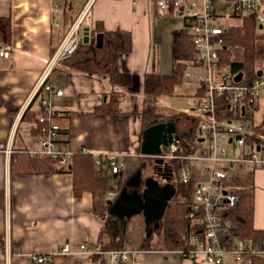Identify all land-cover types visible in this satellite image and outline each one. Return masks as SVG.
Returning a JSON list of instances; mask_svg holds the SVG:
<instances>
[{"label":"crops","instance_id":"crops-1","mask_svg":"<svg viewBox=\"0 0 264 264\" xmlns=\"http://www.w3.org/2000/svg\"><path fill=\"white\" fill-rule=\"evenodd\" d=\"M226 8L223 1H218L220 11ZM223 15L227 24L233 17L242 18ZM81 16L80 35L85 41L97 21L109 30L132 32L133 49L120 56L119 68L132 73L134 83L124 86L108 75L55 65L47 81L64 90L63 95L51 98L61 124L60 146L74 153L89 152L95 158L108 154L124 161L129 155H143L145 75L171 71L173 30L187 24L181 11L174 8L161 15L156 0H59L58 5L56 0H0V18L11 22L10 40L0 35V50L10 51L9 56L0 55V145L12 140L17 150L12 154L0 150V192L4 197L0 246L5 248L0 253V264H38L30 260V253L51 255V260L43 264H92L88 254L63 253L61 249L69 244L77 251L82 243L93 251L100 248L104 221L93 211L92 193L74 194L73 175L68 171L71 165L57 161L63 170H49L45 158L21 151L41 145L37 111L43 107L41 97L48 94H33L50 57ZM198 86L199 83L194 94ZM114 91L122 93L118 110H106L113 108L109 96ZM162 96L156 97L155 102ZM191 106L192 102L181 111ZM118 174L122 175L123 170ZM258 175L264 177V168L255 171V183ZM117 193L113 190L109 195L113 198ZM255 225L264 228V216L256 210ZM143 244L147 246L141 247ZM127 246L139 252L140 264H212L202 254L196 259L185 258L176 250L165 249L162 244L156 246L142 237L129 241L127 238Z\"/></svg>","mask_w":264,"mask_h":264},{"label":"built area","instance_id":"built-area-1","mask_svg":"<svg viewBox=\"0 0 264 264\" xmlns=\"http://www.w3.org/2000/svg\"><path fill=\"white\" fill-rule=\"evenodd\" d=\"M218 1L156 0L161 15L174 8L186 18L187 30L198 52L197 63L192 66L199 68L196 73L187 70L184 75L187 79L194 75L199 77L192 106L186 110L198 124L195 150L184 152L182 139L176 133L173 142L163 146L157 157L165 162L179 160L182 163L179 181L188 186V194L184 196L189 202L188 217L198 229L185 233L182 238L189 244L176 251L190 259H196L202 254L212 264H252L251 254L264 255V245L256 246L251 239L239 238L229 244L224 238L233 226L228 212L239 198L231 180L236 175L244 176L245 171L264 168V59L262 63L256 64L257 77L253 81L244 80V75L237 80L238 73L233 72L230 63L236 59L235 55L225 63L220 54L223 47L220 36L232 24L223 20L225 15L218 9ZM221 1L228 7L230 16L241 12L243 18V15L257 12L258 21H263L259 11L264 8V0ZM56 4H59V0H56ZM82 20L81 16L72 23L64 40L50 57L47 69L33 94L37 97L41 92H46L48 96L41 97L45 111L37 115L39 125L42 126L41 145L39 148L21 150L32 157L48 156L65 164L72 161L74 152L60 146L59 114L51 102L52 96L63 95L64 90L56 88L47 79L52 68L72 54L82 40ZM9 54L8 50H0V55ZM222 99L228 100V117L218 113L219 101ZM0 150L7 154L17 151L12 140L2 143ZM103 163H107L116 174L121 173L125 167L123 159L116 160L108 154L96 158L98 166ZM4 251L5 248L0 246V253ZM61 251L89 256L94 252L85 243L80 244L77 251H73L69 244L64 245ZM107 256V264H140L139 252L135 249H114L108 251ZM28 257L38 264L52 258L51 255L39 253H30Z\"/></svg>","mask_w":264,"mask_h":264},{"label":"trees","instance_id":"trees-1","mask_svg":"<svg viewBox=\"0 0 264 264\" xmlns=\"http://www.w3.org/2000/svg\"><path fill=\"white\" fill-rule=\"evenodd\" d=\"M242 16L241 12L233 13ZM262 26V27H261ZM185 27L174 29L172 33V59L173 67L168 73L148 72L144 78V92L146 94L145 106L142 111V138L143 132L149 126L173 121L176 125V133L182 139L184 152H193L196 146L198 124L196 119L186 111H178L165 114L159 111L155 98L172 94L175 87L184 80L188 68L197 63L198 52L193 38ZM264 25L258 21L257 12L243 15L242 25H232L226 28L220 36L223 47L220 54L225 63L231 60L233 51L241 53V57L231 60L233 72H242L244 80L253 81L257 77L256 61L264 57ZM103 35L102 46L98 45V35ZM0 35L8 41L11 37V22L9 18H0ZM133 49V36L130 30H109L102 21H97L90 30L89 41L81 40L76 50L60 62L61 67L67 70H77L89 73L108 75L115 83L132 86L134 76L130 72L121 71L119 58L121 55L131 52ZM262 56V57H261ZM122 96L119 91H114L109 96V104L113 106L111 111H117V103ZM40 107L37 113L44 112ZM34 115L36 114L35 112ZM219 115L228 117V100L219 101ZM44 125V124H42ZM41 125L39 130L42 133ZM167 149V147L165 148ZM146 156L141 154L127 156L123 174H117V185L109 184L110 167L107 163L97 166L96 158L89 152L73 153L72 161L68 169L73 175V190L76 196L84 192L93 194L94 213L104 221V228L100 234V248L90 255L92 264H107V252L114 249L127 248L126 220L118 215L110 213V193L119 190L127 184L130 177L138 171L145 169ZM47 161L49 170L62 171L61 164L56 160L43 156ZM47 159V160H46ZM154 161V160H153ZM167 168L177 173L179 177L182 163L179 160L167 161ZM60 165V166H59ZM238 194L237 204L228 212L233 226L229 229L224 240L233 243L235 239H251L256 246L264 245V228L255 225V171H248L244 176L236 175L231 180ZM175 195L168 201L164 215L160 221L159 229L162 230V246L168 250H177L188 246L182 236L191 231H197L196 225L188 217L189 202L180 197V186L176 187ZM131 186L128 190L131 191ZM3 194L0 192V212L3 209ZM143 244L141 247H146ZM252 264H264V255L251 254ZM118 264H123L119 262Z\"/></svg>","mask_w":264,"mask_h":264},{"label":"water","instance_id":"water-1","mask_svg":"<svg viewBox=\"0 0 264 264\" xmlns=\"http://www.w3.org/2000/svg\"><path fill=\"white\" fill-rule=\"evenodd\" d=\"M262 27V26H261ZM88 41L89 38L86 37ZM103 35H98V45L102 46ZM243 76L242 72L237 75V80ZM176 125L173 121L159 122L146 128L143 132L141 142V153L146 156L156 158L157 162L163 161L157 155L162 152L163 146H168L173 142L176 134ZM142 171L130 177L127 184L117 193L115 199L110 200V213L118 215L122 219H129L132 216L143 213L145 217L148 235L154 228L160 227V221L164 215L168 201L175 195L176 187L168 183L162 186L158 179L147 177L144 180L142 190H128L129 185L139 186L141 184Z\"/></svg>","mask_w":264,"mask_h":264},{"label":"rangeland","instance_id":"rangeland-1","mask_svg":"<svg viewBox=\"0 0 264 264\" xmlns=\"http://www.w3.org/2000/svg\"><path fill=\"white\" fill-rule=\"evenodd\" d=\"M223 13L229 15L228 7L223 10ZM259 14L261 17H263V21L261 22L264 25V8L259 11ZM228 23H236L241 24L242 18L241 17H233L232 19L227 20ZM264 32V27H263ZM262 44H264V39L262 40ZM241 53L237 51H233L232 55H235L236 59L240 58ZM262 57V56H261ZM262 59H258L256 61V64L262 63ZM188 71L191 73H196L199 71V68L195 66H190L188 68ZM199 83V77L198 76H192V78L187 79L184 77V80L178 84L174 92L172 94L163 95L161 98H158L156 101L158 103V109L159 111H165V112H174V111H181L183 108H188L191 104L190 97L192 94H194L196 87ZM262 111H264V96L262 98ZM169 114V113H166ZM146 156V155H145ZM146 165L145 169L143 170V178L147 176H151L155 173L154 170V159L152 156H146ZM248 171H245V174ZM179 178V177H178ZM180 197L184 198L188 194V186L180 182ZM109 184L112 187H115L117 185V174L113 173L110 169L109 171ZM120 191V190H119ZM255 207H256V213L260 216H264V177L258 175L257 181L255 183ZM127 230H128V241L130 238H146L150 241L151 244H162L160 241L163 238L162 230L159 228H154L153 232L148 235V231L146 228L145 218L143 214H137L133 218L126 220ZM134 247V245L132 244ZM128 248H132L130 246H127Z\"/></svg>","mask_w":264,"mask_h":264},{"label":"flooded vegetation","instance_id":"flooded-vegetation-1","mask_svg":"<svg viewBox=\"0 0 264 264\" xmlns=\"http://www.w3.org/2000/svg\"><path fill=\"white\" fill-rule=\"evenodd\" d=\"M166 166H167V164L165 161L157 162L156 158H154L155 173L151 176H148V177H154V178L158 179L162 186H164L168 183H171L175 187H179L181 183L179 181L177 173L170 171ZM145 179L146 178L143 179V177L141 178V184L139 186L129 185L132 188L131 191H133L136 188L142 190L144 187V180ZM129 186H128V188H129ZM176 191H177V188H176ZM138 214H143V213L141 212ZM136 215H134V216H136ZM134 216H132L131 218H133ZM131 218H129V219H131ZM129 219H127V220H129Z\"/></svg>","mask_w":264,"mask_h":264}]
</instances>
